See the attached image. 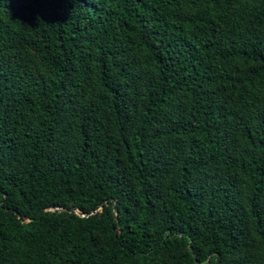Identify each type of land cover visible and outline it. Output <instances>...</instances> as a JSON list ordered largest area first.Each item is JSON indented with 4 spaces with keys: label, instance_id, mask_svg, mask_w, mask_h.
I'll use <instances>...</instances> for the list:
<instances>
[{
    "label": "trees",
    "instance_id": "obj_1",
    "mask_svg": "<svg viewBox=\"0 0 264 264\" xmlns=\"http://www.w3.org/2000/svg\"><path fill=\"white\" fill-rule=\"evenodd\" d=\"M0 264H264V0H0Z\"/></svg>",
    "mask_w": 264,
    "mask_h": 264
},
{
    "label": "water",
    "instance_id": "obj_2",
    "mask_svg": "<svg viewBox=\"0 0 264 264\" xmlns=\"http://www.w3.org/2000/svg\"><path fill=\"white\" fill-rule=\"evenodd\" d=\"M80 214H83V215H85L84 213H82V212H79Z\"/></svg>",
    "mask_w": 264,
    "mask_h": 264
}]
</instances>
